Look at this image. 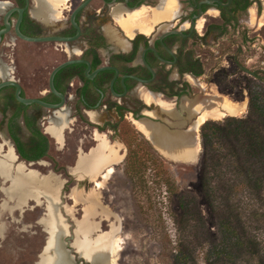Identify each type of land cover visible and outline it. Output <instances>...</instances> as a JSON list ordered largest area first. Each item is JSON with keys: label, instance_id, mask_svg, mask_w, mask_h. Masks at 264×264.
<instances>
[{"label": "rangeland", "instance_id": "rangeland-1", "mask_svg": "<svg viewBox=\"0 0 264 264\" xmlns=\"http://www.w3.org/2000/svg\"><path fill=\"white\" fill-rule=\"evenodd\" d=\"M145 5L150 6L146 7L147 11L156 6L143 4L142 7L145 8ZM109 21L112 19L106 14L101 24L110 23ZM253 21L254 19L252 24ZM172 22H160L159 25L171 26ZM262 28L257 31L259 37L256 48L252 54L250 49H246L242 60L243 66L257 70V78L245 72H237L235 76H231L233 72H229V69L223 70L215 66L216 70L212 69L208 77L200 80L190 77L185 81L188 92L180 104L175 103L163 92L150 90L156 93L151 94L145 87L137 86L132 95L145 106L139 117L164 124L174 133H183L198 122L200 111L197 109L192 114L193 108L182 109L184 98L196 102L201 99L209 105L207 100L215 97L243 106V111L231 113L221 119L211 118L208 122L220 125L229 117H248L250 92L260 104H264ZM2 63L13 66L7 57H0V65ZM56 63L51 60V67ZM17 64L18 72L10 73L9 76L14 79L20 77L26 84L30 62L24 57ZM38 78H42V71L38 73ZM171 78H175V75ZM1 79H5V76L0 77ZM31 94L26 92L27 96ZM146 95L149 96L147 103ZM164 107H170L176 115L173 116L170 108ZM10 112L11 109L3 114L0 110V162L7 165L5 168L0 167V264H39L41 256L44 255L43 247L47 244L50 233L49 200L40 189L42 182L51 187L59 202V213L68 228L63 237L64 245L77 263L90 264L82 259L73 246L77 232L76 224L87 218L93 226L91 238L104 235L112 227L117 228L115 238L116 243L119 240L120 249L115 250L111 256L113 264H264V197L256 198L239 193L231 200L224 197L223 200L216 199L215 206L222 211L221 214L236 221V225L241 228L244 245L241 248H230V257H216L211 248L221 240L222 232L201 184L199 128L204 122L199 125L197 131L198 152L191 160L167 157L146 141L137 129L135 130L138 132L131 130V148L146 164L141 170L142 173L132 179L124 172L123 159L126 149L118 134L110 130L92 128L87 124L91 122L90 117H85L83 122H80L74 121L71 115L67 118L68 122L58 141L46 131L51 113L41 110L38 121L41 122V129L48 134V157L31 163L21 162L17 156L10 160V141L5 132V122ZM249 117L256 119L254 114H249ZM107 119L112 123L119 120L114 112L107 113ZM133 119L135 118L131 112H124L119 123L128 127ZM261 122L263 120H259L258 126L262 125ZM20 133L24 140H30L29 134L24 130ZM99 140L106 141L107 155L110 150L117 149L122 157L118 161L115 160L117 162L107 158L95 175L93 173L79 176L75 172L79 157L92 153L94 148L102 144ZM220 146L222 145H215L217 150L224 152L225 148ZM52 160L57 163L56 171ZM109 165L112 169L108 172L109 176L105 177ZM9 170L15 175L11 180L7 179ZM166 172L176 185V192L172 195L166 191L161 179V175ZM141 176L143 179L139 180ZM15 182L26 188V198L18 200L7 194ZM180 195L183 198L182 203Z\"/></svg>", "mask_w": 264, "mask_h": 264}, {"label": "flooded vegetation", "instance_id": "flooded-vegetation-1", "mask_svg": "<svg viewBox=\"0 0 264 264\" xmlns=\"http://www.w3.org/2000/svg\"><path fill=\"white\" fill-rule=\"evenodd\" d=\"M143 4L155 6L156 0H0V31L6 28L5 20L8 23L7 30L0 35V57L10 58L13 63V66L0 65L6 71L0 77L6 79L11 77L10 73L18 72L17 62L25 57L30 62L27 83L20 77H11L20 87V96L49 104L62 102L57 113L66 109L67 118L72 115L74 121L83 122L95 112L103 116L101 123L89 119L91 122L87 124L113 133L116 131L111 125L119 123L124 112L142 118L139 113L145 106L132 95L137 86L163 92L180 104L188 92L185 81L190 77L198 80L208 77L212 69L216 70L215 66L229 69L233 72L231 76L245 72V68L252 74L245 73L258 77L257 70L243 66L242 60L246 49L252 54L259 37L257 31L264 29V0H177L179 14L168 29L159 32L162 24L152 25L150 35L137 32L132 38L123 36L129 48H121L106 34L107 22L101 24L103 17L110 16L115 5L136 10ZM16 29L30 39L20 36ZM49 37L55 39H43ZM51 60L57 62L52 67ZM68 60L75 62L59 69L52 78L61 98L50 90L49 77L55 66ZM100 67L107 68L96 71ZM173 75L175 78H171ZM15 89L14 86L0 89V96L12 94L15 100L9 107L11 112H16L20 103L14 96ZM26 92L32 94L27 96ZM27 106V114L40 129L41 110L50 112L49 118L54 117L52 110L37 103ZM0 110L5 113L1 103ZM110 112L116 114L118 122L107 119ZM17 123L22 138L21 117ZM41 131L48 136L45 130Z\"/></svg>", "mask_w": 264, "mask_h": 264}, {"label": "bare ground", "instance_id": "bare-ground-1", "mask_svg": "<svg viewBox=\"0 0 264 264\" xmlns=\"http://www.w3.org/2000/svg\"><path fill=\"white\" fill-rule=\"evenodd\" d=\"M179 14L177 7V0H158V4L149 8L140 7L136 10H127L122 5H115L110 10V17L113 21L107 23L104 26L106 34L109 36L112 42L116 43L121 48L127 49L128 42L123 36L132 38L137 32L149 34L152 32V25H159L163 22H172ZM169 24H162L158 28V31H164L169 28ZM200 27V26H199ZM123 35H122V33ZM3 66V65H2ZM0 75H6L5 70L0 68ZM151 94H156L151 92ZM200 97V96H199ZM146 103L149 101V96L146 95ZM210 104L204 100L194 101L193 99L184 98L182 109L193 108L191 113L194 114L198 111V122L191 126L186 132L174 133L166 125L154 122L148 118H135L132 120V125L137 129L160 153L163 155L180 160H191L195 158L198 152V128L199 125L208 119H221L227 117L231 113L243 111V106L235 103L216 99V97L207 100ZM170 108V107H164ZM170 111L171 108H170ZM67 110H63L56 113L53 118L49 119V126L46 131L51 133L58 141L61 139L62 130L68 122ZM172 115L175 116V111H172ZM90 120L94 123H101L103 116L92 112L89 114ZM100 144L97 148H94L92 153L88 155H81L78 159L75 172L78 175L87 174L91 175L98 171L102 165L105 164L107 158L117 162L121 157V153L117 149L110 150L108 155L105 149V140H99ZM8 158L14 160L16 153L11 143H9ZM117 160V161H115ZM7 165L0 162V167L5 168ZM108 171L105 177L109 176L108 172L112 169L109 165ZM111 168V169H110ZM7 179H13L11 170L7 172ZM104 176V175H103ZM98 184V183H97ZM40 189L43 194L49 200V224L48 231L50 237L44 248V255L41 256L39 264H73L71 257L68 255L67 250L64 249L65 245L62 244V238L67 232V224L59 213V202L54 197L53 190L45 183H40ZM26 188L21 183H14L13 186L8 189L7 194L10 197H15L18 200L27 197ZM10 199V198H9ZM5 204V203H4ZM20 205V203H18ZM95 226V225H94ZM93 226L90 225L87 218L76 224V237L74 239L73 246L76 252L85 260L95 264H113L112 254L114 251L120 249V245L115 238L116 227H112L111 230L102 236L97 238H91V231Z\"/></svg>", "mask_w": 264, "mask_h": 264}, {"label": "trees", "instance_id": "trees-1", "mask_svg": "<svg viewBox=\"0 0 264 264\" xmlns=\"http://www.w3.org/2000/svg\"><path fill=\"white\" fill-rule=\"evenodd\" d=\"M12 94L0 96L3 112L9 110L13 104ZM248 117L226 118L220 125L205 121L200 125V159L199 171L204 195L212 211L218 219L221 240L213 245L216 257H230V248H241L244 240L241 228L236 221L225 218L216 205V199H233L239 193L248 196L264 197V104H260L251 92L248 97ZM27 105L18 103L16 112H11L5 123V131L12 143L15 153L20 160L36 162L48 157L49 138L41 131L34 118L27 114ZM249 114H254L256 119L252 120ZM21 117L24 130L30 135V141L25 142L19 135L20 126L17 118ZM259 120L261 122V126ZM103 130L104 127L96 126ZM125 146L126 153L123 159L124 172L130 178H137L142 173L146 164L131 148L132 131H137L130 124L128 127L120 123L112 124ZM131 127V129H130ZM211 130H208V129ZM138 132V131H137ZM141 134V133H140ZM142 135V134H141ZM146 141H148L146 139ZM149 142V141H148ZM222 145L224 152L215 147ZM149 159V157H148ZM54 171L57 163L52 160ZM143 179V176L138 178ZM166 191L172 195L176 192L175 182L170 175H161ZM181 203L182 195L179 196ZM223 200V199H222Z\"/></svg>", "mask_w": 264, "mask_h": 264}, {"label": "water", "instance_id": "water-1", "mask_svg": "<svg viewBox=\"0 0 264 264\" xmlns=\"http://www.w3.org/2000/svg\"><path fill=\"white\" fill-rule=\"evenodd\" d=\"M5 24H6V28H4L3 30H1L0 31V35L3 33V32H5L6 30H7V28H8V23H7V20H5ZM16 31H17V29H16ZM18 32V31H17ZM19 33V32H18ZM19 35L20 36H22L20 33H19ZM23 38H25V39H30V38H27V37H24V36H22ZM76 38V36L75 37H73V38H66L67 40H71V39H75ZM43 39H50V40H53V39H55V38H43ZM59 39V38H58ZM62 39H65V38H62ZM72 62H75V60H68V61H65V62H63V63H60V64H58L57 66H55L54 68H53V70L51 71V73H50V77H49V86H50V90L54 93V94H56L57 96H59V97H61V98H63L62 97V95L61 94H59L55 89H54V87H53V85H52V78H53V76H54V74L59 70V69H61L62 67H64V66H66V65H68V64H70V63H72ZM107 67H100V68H98L96 71H98V70H102V69H106ZM244 71L245 72H248V73H250V74H252L251 72H249L247 69H245L244 68ZM140 81L141 82H144V83H148V80H141L140 79ZM6 86H14L16 89H15V92H14V96H15V98H16V100L18 101V102H20V103H22V104H24V105H30V104H32V103H37V104H39V105H41L42 107H44V108H46V109H50V110H52V112H53V114L55 115L58 111H59V109L62 107V102L61 103H58V104H49V103H45V102H43V101H40V100H38V99H34V98H28V97H22V96H20L19 95V93H20V87L18 86V84L11 78V77H9V78H6V79H1L0 80V89L1 88H3V87H6ZM17 156V155H16ZM17 158H18V156H17ZM19 160V159H18ZM21 162H25V161H22V160H20ZM3 177V176H2ZM49 237V236H48ZM47 240H48V238H47ZM47 242V241H46ZM62 244H63V246H64V241H63V238H62ZM46 246V244L44 245V247ZM44 247H43V249H44ZM64 249H66L67 250V253H68V255L71 257V262L73 263V264H80V263H77V262H75V260H74V257H73V255L70 253V251H69V249H67V248H65L64 247ZM82 259L84 260V261H86V262H88V263H90V264H95V263H91V262H89V261H87V260H85L83 257H82Z\"/></svg>", "mask_w": 264, "mask_h": 264}, {"label": "crops", "instance_id": "crops-1", "mask_svg": "<svg viewBox=\"0 0 264 264\" xmlns=\"http://www.w3.org/2000/svg\"><path fill=\"white\" fill-rule=\"evenodd\" d=\"M6 72V71H5Z\"/></svg>", "mask_w": 264, "mask_h": 264}]
</instances>
